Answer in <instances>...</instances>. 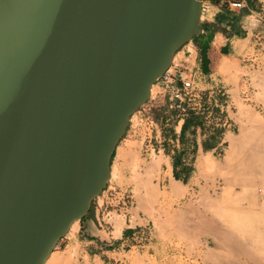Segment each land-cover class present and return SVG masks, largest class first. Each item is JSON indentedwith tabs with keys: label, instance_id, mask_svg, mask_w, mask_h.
I'll return each mask as SVG.
<instances>
[{
	"label": "water",
	"instance_id": "water-1",
	"mask_svg": "<svg viewBox=\"0 0 264 264\" xmlns=\"http://www.w3.org/2000/svg\"><path fill=\"white\" fill-rule=\"evenodd\" d=\"M200 15L201 0H0V264L48 259Z\"/></svg>",
	"mask_w": 264,
	"mask_h": 264
},
{
	"label": "rangeland",
	"instance_id": "rangeland-1",
	"mask_svg": "<svg viewBox=\"0 0 264 264\" xmlns=\"http://www.w3.org/2000/svg\"><path fill=\"white\" fill-rule=\"evenodd\" d=\"M252 3L258 8L257 10H259L262 17L260 29L263 31L262 35L264 36V0H252ZM262 40V45L252 49L247 56L249 58L237 67V84L238 86L243 85L245 92L242 95H238L235 92L233 93L235 109H232L231 115L235 119V123L230 127L231 132L228 135L229 143H226L221 150L215 152L213 155L214 158L211 157L214 164L216 163L212 165L213 168H211L212 166H210L209 163L207 164L208 167L210 166L209 168L206 169V166H204V168L201 167L199 162L201 157L197 158L196 152L189 147L190 145H188L186 149L181 150L180 145L173 147V143L166 142L167 135L170 134L167 132L170 126H165V116L172 115V119L169 123L173 124L176 122L174 119L180 118V116L177 115L181 111L177 109L173 112H167V110L170 111L175 109V101L171 97V93L164 88L154 87L152 95L147 103H151L154 100H161L162 102L155 104V107H150L144 103L135 114L130 117L126 132L117 144L119 146L117 151L118 160L112 167L110 166L111 175L113 173V177L110 176V179L100 195L93 200L89 213L84 219L79 221L77 229L74 231L69 230L65 236L57 242L49 256V259H52V261L49 260L51 264H75L76 256L78 255V251H80L78 245L83 246L85 242L83 237L80 236L83 227L86 228L88 234L92 232L97 233L105 240L112 242L120 235L121 230L128 225L135 227L133 238L129 239L125 246L116 249L110 256H106L105 264H227V261L232 264H264V259H261L264 257V250H262L264 249V245L262 248L257 247L260 253L256 248L255 254L257 256L253 255V257L256 256L259 258V255L262 254L263 257L260 256L259 258L262 262H260V260L254 262L253 259L250 261L245 255L239 252L240 248L236 246V244L235 246L232 245L233 243L229 244L228 241H225L223 238L221 239L215 232L210 231L211 233L208 234L202 232L204 228H199L198 224H196L200 222L202 226L204 220L213 219L215 222V218L219 220V217H216V212L212 211L215 210V208L211 207L212 205L208 206L209 209L201 205L203 204V199L206 200H204L205 202L211 199L213 203L215 201L218 203L225 187L230 186L231 188L235 187L237 191L241 190L239 185L234 184L233 178L236 177L237 173L235 170L238 169L244 156H246V159H249L252 164L251 169L256 175H262L264 178V144L261 147L262 150L258 151L260 148H258L257 145L255 146V139L257 137L253 134L254 132L256 133V131L253 130V132L250 130L253 129V127H248L251 126L253 122H247L246 119L247 115L250 117V114L252 116V113L255 112L258 117L256 118L255 116V118L257 120L261 118L259 122L264 126V86H261L264 85V39ZM193 86L195 87V83H193ZM246 109L253 112L249 114ZM245 112H248L246 117L244 116ZM256 119L255 121H257ZM259 122H255V125L259 124ZM171 127H173V125ZM206 128L210 130L213 126L208 124ZM242 128H245V130H243L245 131L244 133L247 134L246 131L249 130V134L251 135L253 132V135L249 136L248 134V136L246 135L247 137L240 136L239 134L243 133L241 132ZM257 129H259V127ZM259 130H261V128ZM236 137L242 139V141L240 140L241 144L239 143V138ZM244 138L247 141L243 140ZM234 139L236 141H234ZM262 141L264 142V139ZM236 144L237 146H235ZM254 147H256L255 150ZM161 148L164 149L165 154L171 153V155H174L177 153L179 158L181 160L183 159L181 164L178 165L177 171H179L178 175L180 177L184 175L185 178L183 184L179 181L173 182V185H175L174 190H172L173 185H170V187L164 183L152 181L153 178L158 179L159 165L162 160L166 161L167 159L163 157L161 153L159 157H156V151ZM228 157L230 159H228ZM151 159L153 160L150 164L148 161ZM155 161H158L156 162L158 165L154 167ZM237 161L239 163H237ZM121 163L129 165V169H126V174H124L120 168V166L123 165H121ZM218 163H220L219 166ZM222 165L225 166V169ZM227 165L229 166L227 167ZM216 166H218V168ZM219 167L221 169H219ZM222 168L223 171H221ZM228 168L231 174L228 173L229 171L227 172V170H229ZM226 173L230 174V176H227ZM226 176L228 178H226ZM175 178L177 179L178 177ZM230 178L233 182L229 181L230 183H226ZM141 180H143V183ZM255 182H257V179L253 182L254 185H252V189L255 190L256 204L255 207H246V209L261 211L262 205H260L261 201L259 197L261 185L259 186ZM257 183L259 184L260 182ZM134 185H136V187H134ZM148 190H150V192ZM143 192L147 193H144V195H149L148 198L146 196L143 197L141 194ZM154 193L158 195L155 197ZM138 194L140 195L139 197ZM203 194H205L204 198H200L203 197L201 196ZM206 194L209 199H207ZM239 198L241 199V197ZM137 199H140V201L138 200L137 202ZM198 199L199 201H197ZM199 202L202 203L200 204ZM242 202L241 208H244L246 201L242 199ZM222 204L223 203H221V205ZM223 205L228 208L234 207V205ZM210 208L212 210H210ZM262 208L264 209V207ZM212 215H215V217L213 218ZM204 217L207 218L204 219ZM114 218H121L124 222L123 225L121 227L119 225L116 226V219L113 220ZM186 220L187 222H184ZM205 223L207 222L205 221ZM217 225H223L222 228H224V224L217 222ZM209 226L211 225H204L206 228ZM196 235H198V238H196ZM212 248L216 250L213 251ZM222 251L223 254L224 251L228 254L230 252V258L228 254H224L227 257L225 256L226 258H223L224 255L222 254V256L220 254ZM218 252H220L219 255ZM236 257L238 259H236ZM239 259L241 262H239ZM244 260L245 262H243ZM49 261L47 264H50Z\"/></svg>",
	"mask_w": 264,
	"mask_h": 264
},
{
	"label": "crops",
	"instance_id": "crops-1",
	"mask_svg": "<svg viewBox=\"0 0 264 264\" xmlns=\"http://www.w3.org/2000/svg\"><path fill=\"white\" fill-rule=\"evenodd\" d=\"M243 3V8L233 9L223 0H204L205 9L200 16L201 34L194 36L175 53L168 68L177 80L174 85H180V75H189L195 87L193 86V97L184 98L182 105L185 110L178 113L180 118L174 119L175 123H169L172 115L165 116V126H170L166 142L173 143V147L180 145L181 150L190 145L197 158L204 155L214 158V153L229 143L230 127L235 123L231 115L232 109H235L233 93L242 95L245 92L243 85L237 84V67L249 58L247 56L252 49L262 45L264 39L260 29L262 17L258 8L253 5L252 0H243ZM154 87L163 88L160 78L152 86L151 95ZM158 102L162 101L154 100L146 104L155 107ZM176 106L175 103V109L167 112L176 111ZM208 124L213 128L207 130ZM118 149L117 145L111 157V167L118 160ZM156 153V157L161 153L167 159L159 165L158 179L153 178L152 181L167 186L174 181L183 184L185 177H180L177 171L183 159L177 153L165 154L163 148ZM152 160L148 162L151 164ZM121 165L120 168L126 174L129 165ZM134 229L131 225L124 227L115 241L111 242L97 233L88 234L83 227L80 236L85 242L83 246L78 245L80 251L75 264H105L106 256H110L133 238Z\"/></svg>",
	"mask_w": 264,
	"mask_h": 264
},
{
	"label": "bare ground",
	"instance_id": "bare-ground-1",
	"mask_svg": "<svg viewBox=\"0 0 264 264\" xmlns=\"http://www.w3.org/2000/svg\"><path fill=\"white\" fill-rule=\"evenodd\" d=\"M187 36V35H186ZM177 46V44L175 43L173 46H171L170 48H169V51H168V53H167V56H166V58H169L171 55H172V52H173V50H174V48ZM262 74H263V72H262ZM261 84V83H260ZM261 86H264V85H261ZM261 91V90H260ZM259 93V92H258ZM261 93V92H260ZM264 93V92H263ZM264 95V94H263ZM260 96V95H259ZM135 104V102H131V104H130V106H129V108H128V110H127V112H126V114L132 109V107H133V105ZM246 108V107H245ZM246 110H248V109H246ZM245 110V111H246ZM248 112H249V114H250V112L252 113L253 111H249L248 110ZM247 112V113H248ZM247 113L245 112L243 115L246 117V115H247ZM255 113V112H254ZM254 113H252V116H251V114H250V117H249V115H247V117H246V119H247V122H249L250 121V123H251V121L254 123H251L252 125H254L255 127H257V125H258V127H259V129L261 128V130H259V129H257V128H255L254 126H248V127H253V129H250V130H254V131H256V133L254 132H252L253 134H254V136L255 137H257L256 139H255V142H256V144H255V146L257 145V147L258 148H260V149H258V151H260V150H262L261 149V147L263 146V144H264V142L262 141L264 138V126L262 125V123H260L259 121H261V118H260V120L258 119H256V118H258L257 116H256V113H255V115L253 116V114ZM135 114V113H134ZM255 116H256V118H255ZM132 117V116H131ZM257 120V121H255V119ZM255 122L256 123H258L259 122V124H257V125H255ZM263 122V121H262ZM250 123H249V125H250ZM122 125H123V123H122ZM122 125H120V127L119 128H122ZM261 125H262V127H261ZM244 127V126H243ZM246 127V126H245ZM257 129V130H255V129ZM242 131L241 132H243L242 134L240 133L239 135L240 136H248V134H249V130L248 131H246L247 132V134L246 133H244L245 131H243V130H245V128L243 129H241ZM259 130V131H258ZM251 133V135H253ZM256 134V135H255ZM250 134H249V136H251ZM246 136V137H247ZM263 136V137H262ZM236 138H239V137H236ZM235 138V139H236ZM234 139V141H236ZM262 139V140H261ZM239 140V143H240V140L242 141V139L241 138H239L238 139ZM243 140H245V141H247L245 138L243 139ZM263 142V143H262ZM241 144V143H240ZM234 146V145H233ZM235 146H237V144L235 145ZM231 147V146H230ZM232 149H233V147H232ZM232 149H230V150H232ZM256 149V147H254V150ZM238 151V150H237ZM243 152V151H242ZM255 153V152H254ZM245 155V154H244ZM159 159V158H158ZM228 159H230L229 157H228ZM160 161H161V159H160ZM163 161V160H162ZM211 161H213V159L211 158V156L210 155H204V156H202L201 158H200V166L201 167H203L204 168V166H206L205 168L207 169V168H209L210 166H212V165H215L214 164V161L213 162H211ZM229 161H231V160H229ZM156 162H158V161H155V163ZM258 162V161H257ZM260 162V161H259ZM210 164V166L208 167L207 166V164ZM213 163V164H212ZM237 163H239L238 161H237ZM219 164L220 163H218V166H219ZM226 164V163H225ZM228 164V163H227ZM230 164V163H229ZM156 165H158V163H156ZM107 161L105 160V157H103L102 158V160H101V162L97 165V167H96V172L98 173V177H97V179H96V181L93 183V186H92V188L91 189H88V185H89V182H90V180H87L86 181V183L84 184V185H82V189L80 190V192H79V196H78V200H77V206H76V208H75V210L72 212V214H71V217L65 222V225H64V227L63 228H65L66 227V229H68V231L69 230H72V231H74V230H76L77 229V227H78V223H79V221H80V216H81V214L85 211V209H86V207H87V205H88V201H89V199L91 198V197H93L98 191H99V188L102 186V184L105 182V180H107V179H109V174L107 173ZM218 166H216L217 168H218ZM222 166H224V165H222ZM221 166V167H222ZM229 165H227V167H228ZM251 166H252V164L250 163V161H249V159H246V156H244V159L242 158V161L240 162V164H239V167H238V169H236L235 171H236V177L235 178H233L234 180V184H237V185H239L240 187H241V190L240 191H237L236 189H235V187H233V188H231L230 186L229 187H225L224 188V191L222 192V195H221V197H220V199H219V202L218 203H216V201L213 203V200H208L207 202H205L206 200L205 199H203L202 201H203V204H201L200 202V204L201 205H203V207L205 206V208L206 207H208L209 205L211 206V207H213V208H215V210H212L211 208H210V210H212V211H214V212H216V217H219V220L217 219V218H215L216 219V222H215V220L213 221V219H211V220H204V224L201 226L200 225V222H197L196 224H198V227L199 228H204L203 229V231L202 232H205V233H211V232H215V233H217L218 234V236L222 239H225V241H228L229 242V244H231V243H233L232 245L233 246H235V244H236V246H238L239 248H240V250H239V252H241L243 255H245V257H247L250 261H252L251 259H253V261L254 262H258L260 259V256H262L263 257V255L262 254H260L259 255V258L258 257H256L257 255L255 254L256 253V248L258 247V248H262V246L264 245V209L262 208V207H264V178L262 177V175H260L259 176V174H258V176L256 175V173L251 169ZM226 167V168H227ZM257 167V166H256ZM211 168H213V166L211 167ZM216 168V169H217ZM224 169H225V166L223 167ZM223 168H222V170L221 171H223ZM219 169H221L220 167H219ZM229 169V168H228ZM133 170V169H132ZM131 171V170H130ZM229 171V172H228ZM251 171H253V172H251ZM227 172L228 173H230L231 174V171H230V169L229 170H227ZM233 172V171H232ZM133 173V172H132ZM220 173H222V172H220ZM228 173H226V175L228 176H230V174H228ZM255 173V174H254ZM223 174V173H222ZM261 174V173H260ZM112 175H113V173H112ZM111 175V173H110V176H112ZM225 175V174H224ZM254 175H255V177H254ZM226 176V178H228ZM113 177V176H112ZM132 177H134V176H132ZM257 177V178H256ZM259 177V178H258ZM135 178H136V176H135ZM130 179H131V177H130ZM257 179V182H260L259 184L257 183V182H255L257 185H261V193H259V197H260V201H261V204L260 205H262V207H261V211L260 210H252V209H246V207L248 208H251V207H255V204H256V195H255V190H253L252 188V185H254V181ZM143 180H141V182H142ZM233 182L232 181V179L230 178V180H228V181H226V183H230V182ZM143 183V182H142ZM148 183V182H147ZM146 184V183H145ZM171 184V183H170ZM137 185H139V184H137ZM171 185H173V183L171 184ZM229 185V184H228ZM140 186H142V185H140ZM170 186V185H169ZM174 186L175 185H173L172 186V190H174ZM258 186V187H259ZM263 186V187H262ZM134 187H136V185H134ZM171 187V186H170ZM177 187V186H176ZM257 187V188H258ZM151 189V188H150ZM238 189V188H237ZM152 190V189H151ZM175 190H177V189H175ZM149 192H150V190H148ZM148 191H146V192H148ZM156 190L154 189V192H155ZM201 191V190H200ZM215 191V190H214ZM259 191V192H260ZM153 192V191H152ZM177 192H179V191H177ZM202 192V191H201ZM204 192V191H203ZM144 193L145 192H143V193H141L142 195H143V197L144 196H146V195H144ZM156 193V192H155ZM155 193H154V195H155ZM158 193V192H157ZM180 193V192H179ZM145 194H147V193H145ZM174 194H175V192H174ZM201 194V193H200ZM156 195H158V194H156ZM156 195H155V197H156ZM140 195L138 194V197H139ZM149 196V195H148ZM148 196H146L147 198H148ZM151 196H153V195H151ZM201 196H203V197H200V198H204V196H205V194H203V195H201ZM154 197V196H153ZM206 197H207V199H209L208 198V196H207V194H206ZM205 197V198H206ZM213 197V196H212ZM239 197H241V199L239 198ZM258 197V196H257ZM142 198V197H141ZM140 198V199H141ZM140 199H137V202H138V200L140 201ZM242 199H243V201H246L245 203H246V205H244L245 207L244 208H241V203H243L242 202ZM142 200V199H141ZM146 200H148V199H146ZM149 200H151V199H149ZM196 200V199H195ZM201 200V199H200ZM205 200V201H204ZM197 201H199V199L197 200ZM142 202H145V201H142ZM151 203V202H150ZM221 203H223V204H227V205H234V207L233 208H228L227 206H224L223 204L221 205ZM260 203V202H259ZM139 204H141V203H139ZM146 204V203H145ZM147 204L149 205V203L147 202ZM152 205V204H151ZM259 205V206H260ZM140 207H141V205H140ZM145 207H146V205H145ZM145 207H144V209H145ZM202 207V206H201ZM143 208V207H142ZM260 208V207H259ZM151 209V208H150ZM208 209H209V207H208ZM263 209V210H262ZM189 210V209H188ZM150 211V210H149ZM148 211V212H149ZM195 211V210H194ZM186 212V211H185ZM192 212V211H191ZM199 212V211H198ZM204 214V213H203ZM214 214V213H213ZM188 215V214H187ZM200 215V214H199ZM199 215H197V216H199ZM190 216V215H189ZM213 216V218L215 217V215H212ZM185 217V216H184ZM207 218V217H206ZM205 217H204V219H206ZM209 218V217H208ZM116 219V226L117 225H119L120 227L123 225V220L121 219V218H114L113 220H115ZM218 220V221H217ZM191 221V220H190ZM205 221L207 222V223H205ZM184 222H187V220L186 221H184ZM217 222H219V223H221V224H224V228H222L223 227V225L222 226H218L217 225ZM195 223V222H194ZM206 224H209V225H211V226H209L208 228H206V227H204V225H206ZM185 225H187V224H185ZM213 226V227H212ZM62 228V229H63ZM186 229V228H185ZM191 229V228H190ZM194 231V230H193ZM192 231V232H193ZM211 231V232H210ZM177 232H179V231H177ZM195 233V232H194ZM194 233H193V235H194ZM187 236V235H186ZM198 235H196V238H198L197 237ZM206 238V237H205ZM216 240V239H215ZM200 242V241H199ZM198 242V243H199ZM210 242V241H209ZM208 242V243H209ZM219 243H220V241H219ZM209 245V244H208ZM218 245V244H217ZM191 246V245H190ZM261 246V247H260ZM254 247V248H253ZM191 248V247H190ZM222 248V247H221ZM258 248H257V250H258ZM210 249V248H209ZM238 249V248H237ZM192 250V249H191ZM212 250H213V248H212ZM214 250H216V249H214ZM213 250V251H214ZM255 250V251H254ZM262 250H264V249H262ZM218 251V250H217ZM221 251V250H220ZM259 251V250H258ZM258 251H257V253H258ZM73 252V251H72ZM226 252H228V251H226ZM219 253L220 252H218V255H219ZM259 253H260V251H259ZM210 254V253H209ZM221 255L223 254V251H222V253H220ZM224 254H228V253H225V251H224ZM223 254V255H224ZM264 254V253H263ZM211 255V254H210ZM221 255H220V258H221ZM222 255V256H223ZM226 255H224V257L223 258H226L227 256ZM231 256V253L229 252V254H228V257L230 258V256ZM233 255H234V253H233ZM253 255H256V256H254L253 257ZM209 256V255H208ZM226 256V257H225ZM241 256V255H240ZM45 257V256H44ZM43 257V258H44ZM235 257V256H234ZM256 257V258H255ZM232 258V257H231ZM201 259V258H200ZM219 259V258H218ZM228 259V258H227ZM234 259V258H233ZM236 259H238L237 257H236ZM262 260L264 259V257L263 258H261ZM42 260V259H41ZM49 260H51L52 261V259H49V257H48V259L47 260H44L45 262H43V264H47V262L49 261ZM223 260V259H222ZM230 260V259H229ZM240 260V259H239ZM262 260H260V262H262ZM220 261V260H219ZM231 261V260H230ZM233 261V260H232ZM264 261V260H263ZM197 262V261H196ZM225 262V261H224ZM239 262H241V260L239 261ZM243 262H245V260L243 261ZM41 263V262H40ZM49 263H50V261H49ZM96 263V262H95ZM215 263H216V261H215ZM222 263V262H221ZM237 263H238V261H237ZM51 264V263H50ZM223 264H226V263H223ZM227 264H232V263H228V261H227ZM245 264V263H244Z\"/></svg>",
	"mask_w": 264,
	"mask_h": 264
},
{
	"label": "built area",
	"instance_id": "built-area-1",
	"mask_svg": "<svg viewBox=\"0 0 264 264\" xmlns=\"http://www.w3.org/2000/svg\"><path fill=\"white\" fill-rule=\"evenodd\" d=\"M227 4L228 7L233 9H241L244 7L243 0H223ZM204 0H201V15L204 12ZM180 85H174V82L177 81L175 76L169 72L167 69L165 73L160 77V80L163 82V88L169 90L171 93V97L177 104L176 108L181 112L185 110L182 103L184 98L189 96L193 97V81L189 75L179 76ZM172 86L174 88H172Z\"/></svg>",
	"mask_w": 264,
	"mask_h": 264
},
{
	"label": "trees",
	"instance_id": "trees-1",
	"mask_svg": "<svg viewBox=\"0 0 264 264\" xmlns=\"http://www.w3.org/2000/svg\"><path fill=\"white\" fill-rule=\"evenodd\" d=\"M183 126H184V124H183ZM110 164H111V161H110Z\"/></svg>",
	"mask_w": 264,
	"mask_h": 264
}]
</instances>
